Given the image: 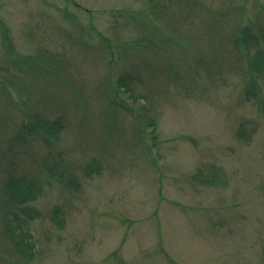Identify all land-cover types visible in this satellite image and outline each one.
Returning a JSON list of instances; mask_svg holds the SVG:
<instances>
[{
	"label": "rangeland",
	"instance_id": "rangeland-1",
	"mask_svg": "<svg viewBox=\"0 0 264 264\" xmlns=\"http://www.w3.org/2000/svg\"><path fill=\"white\" fill-rule=\"evenodd\" d=\"M244 27L264 28V0H0V264H264ZM32 112L62 119L54 142L18 133ZM9 175L36 197L13 203Z\"/></svg>",
	"mask_w": 264,
	"mask_h": 264
},
{
	"label": "trees",
	"instance_id": "trees-1",
	"mask_svg": "<svg viewBox=\"0 0 264 264\" xmlns=\"http://www.w3.org/2000/svg\"><path fill=\"white\" fill-rule=\"evenodd\" d=\"M260 40H264V28L260 30L258 33H251L248 27H244L241 29L240 34L235 38L236 44L240 47L245 48L246 55L249 53V50L251 48H254L255 56L253 57V61L251 63L250 70L253 72H256L259 77L264 79V51L261 48L256 47V44L260 42ZM256 47V48H255ZM137 76H121L118 79L117 87L113 88V91L116 93L118 89H122L121 91H127L129 92L131 90L130 87L127 85V81L130 80V82H134L140 77L135 78ZM252 81L254 82V78H252ZM4 89V88H3ZM253 92V89L247 91V95H251L250 93ZM30 120L28 122H24L18 131L22 137L24 135H38L40 136V139L43 140V142L48 145L52 142H54V137H56L61 130L63 129L62 126V119L61 118H54L50 119L46 116L41 117V114L37 112H32L30 114ZM148 127H151V130L154 129V121L150 120L148 123ZM143 130V128H142ZM20 137V136H19ZM54 139V140H53ZM89 170L97 171V168H94L93 165H89ZM5 187H6V193L8 198L15 204H24L36 197L37 192V186L34 181H27L23 176L18 177L14 175H9L5 180ZM58 210V209H57ZM29 211H25L27 213ZM15 225L19 228H22V221L18 220V216H16L15 213H13ZM28 216V215H26ZM60 221V220H59ZM9 225V224H8ZM12 225V224H10ZM6 231H9L7 229ZM15 232V231H14ZM13 234V233H11ZM22 236H20L19 240H14V238L11 235L12 240L14 241V246L16 248V251L20 255H26L29 253L30 255L33 254L34 249V243L31 242V234L27 232L26 236L29 238L28 240L25 239L24 232L21 233ZM10 237V235H9ZM10 238V241H11ZM28 255L27 257H29Z\"/></svg>",
	"mask_w": 264,
	"mask_h": 264
}]
</instances>
